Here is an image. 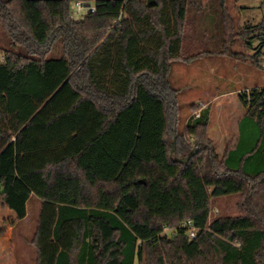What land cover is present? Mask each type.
<instances>
[{
    "label": "trees",
    "instance_id": "16d2710c",
    "mask_svg": "<svg viewBox=\"0 0 264 264\" xmlns=\"http://www.w3.org/2000/svg\"><path fill=\"white\" fill-rule=\"evenodd\" d=\"M76 1L0 0L12 39L0 46V198L19 220L42 201L37 264H264V85L240 94L223 153L210 104L178 128L173 62L216 52L183 48L190 11L210 0H80L96 6L81 19ZM233 193L243 212L210 218Z\"/></svg>",
    "mask_w": 264,
    "mask_h": 264
},
{
    "label": "rangeland",
    "instance_id": "374dc122",
    "mask_svg": "<svg viewBox=\"0 0 264 264\" xmlns=\"http://www.w3.org/2000/svg\"><path fill=\"white\" fill-rule=\"evenodd\" d=\"M208 1V0H205ZM202 8V14L190 11L189 21L185 25L183 45L184 51L193 54L204 50H214L210 54L191 60L173 62L170 79L178 91V128L183 130L188 118L195 114L193 104L209 101L218 90L236 88L218 107L215 101L211 103L210 134L218 140L217 149L223 153L228 141L236 143L238 137V119L245 111L240 100V94L246 90L247 83L259 81L264 83V35L250 38L249 25L264 24V0H226L229 22L222 20L221 7L218 0H210ZM71 14L76 19L83 18L89 8L84 7L80 12L76 3L71 5ZM207 19V21H203ZM231 23L232 34L223 36L225 24ZM0 21V46L12 47L11 37ZM245 30L246 32H243ZM239 32V33H238ZM251 39L253 45L247 41ZM226 45V46H225ZM224 50V53H219ZM262 50V52H259ZM4 52L0 50V61L4 60ZM52 57V54L49 55ZM206 103V102H205ZM199 112V111H197ZM176 145V141L174 140ZM197 148V147H195ZM194 148V149H195ZM198 150V148H197ZM40 199L33 196L29 203V214L26 219L18 222L14 230V243L3 241L4 248L14 251L17 259L6 260L0 264H37V252L32 239L36 234ZM243 195L230 194L212 199L210 218L216 215H238L243 212ZM8 225L11 218L5 215ZM169 234L171 230L166 229ZM4 249V250H5Z\"/></svg>",
    "mask_w": 264,
    "mask_h": 264
},
{
    "label": "crops",
    "instance_id": "0c3cea01",
    "mask_svg": "<svg viewBox=\"0 0 264 264\" xmlns=\"http://www.w3.org/2000/svg\"><path fill=\"white\" fill-rule=\"evenodd\" d=\"M207 54H210V53H205V55ZM263 77H264V74H262L261 78L263 79ZM256 85L263 86L264 83H261L259 81H255V82L253 81L252 83H247L246 89H250L251 87H254ZM236 90L237 89L234 87L229 88V89H224V90H218L214 95H212L209 101H202V102L204 103L206 102L205 104H211L215 101H218L216 105L220 107L225 97H227L229 94L236 92ZM245 112H246V107H245V111L238 119V134H239V121ZM235 144L236 143L233 144L228 141L226 148L228 146H234ZM28 214H29V208H28ZM5 215H7L8 218H11L8 225L5 223V217H6ZM27 216L24 219H26ZM19 221L21 220L18 219L15 212L7 206L3 198H0V262L6 261V260L15 261L17 259L16 254L14 253L13 250L11 251L9 247H7V249L4 248L3 241L7 240L8 244L14 243V230Z\"/></svg>",
    "mask_w": 264,
    "mask_h": 264
},
{
    "label": "built area",
    "instance_id": "2783aa9c",
    "mask_svg": "<svg viewBox=\"0 0 264 264\" xmlns=\"http://www.w3.org/2000/svg\"><path fill=\"white\" fill-rule=\"evenodd\" d=\"M75 3H76V7H77L79 12L84 7H88L89 11H95L96 10V6L94 4H87V3H84L80 0L76 1ZM71 16L74 17L72 14H71ZM248 91H249V89L244 90V92H248ZM195 115H199V112H196ZM182 225L188 230V233L191 237H194L196 235L197 227L194 225L192 220H186Z\"/></svg>",
    "mask_w": 264,
    "mask_h": 264
},
{
    "label": "water",
    "instance_id": "95a60500",
    "mask_svg": "<svg viewBox=\"0 0 264 264\" xmlns=\"http://www.w3.org/2000/svg\"><path fill=\"white\" fill-rule=\"evenodd\" d=\"M147 3L149 6H153V5H156L157 4V0H147ZM197 152V148H195L191 154L189 156H186V157H183V158H180L181 161H188L190 160V158ZM145 181V179L143 180Z\"/></svg>",
    "mask_w": 264,
    "mask_h": 264
}]
</instances>
